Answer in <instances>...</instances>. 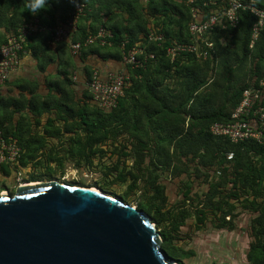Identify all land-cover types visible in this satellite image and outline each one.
I'll list each match as a JSON object with an SVG mask.
<instances>
[{
	"label": "trees",
	"instance_id": "obj_1",
	"mask_svg": "<svg viewBox=\"0 0 264 264\" xmlns=\"http://www.w3.org/2000/svg\"><path fill=\"white\" fill-rule=\"evenodd\" d=\"M253 1L264 9V0ZM28 4L0 0V26L11 36L37 18L48 30L40 33L49 43L50 31L83 5L71 42L84 41L100 28L112 38L108 45L83 48L81 55L121 62L136 48L141 50V65H127L128 86L112 110L96 105L89 88L77 97L71 71L63 73V80L50 86L45 97L30 93L29 99L24 94L0 98L3 137L16 139L24 158L41 153L44 161L61 167L71 160L79 168H93L95 160L101 163L108 153L116 157L102 170L106 179H114L96 185L109 192L110 185L129 182L123 194H112L129 203L131 195L140 193L137 208L152 218L162 248L181 264L194 255L175 245L189 219L195 218L197 231L209 220L219 230L232 231L239 209L247 211L255 215L247 261L264 264V136L260 143H233L211 132L214 124L230 122L243 91L264 79V26L251 47L256 19L240 11L236 27L215 29V45L200 42L202 52H208L203 58L169 50L195 43L189 31L193 10L207 18L222 10L225 0H49L48 10L38 15L29 12ZM151 34L163 38L153 40ZM7 41L3 35L0 47ZM93 72L86 68L88 83ZM46 139H58L60 149H48ZM164 175L188 178L182 183L183 198L175 204H169ZM194 180L207 185V191L193 193Z\"/></svg>",
	"mask_w": 264,
	"mask_h": 264
},
{
	"label": "water",
	"instance_id": "obj_2",
	"mask_svg": "<svg viewBox=\"0 0 264 264\" xmlns=\"http://www.w3.org/2000/svg\"><path fill=\"white\" fill-rule=\"evenodd\" d=\"M152 218L99 187L50 180L0 194V264H181Z\"/></svg>",
	"mask_w": 264,
	"mask_h": 264
},
{
	"label": "built area",
	"instance_id": "obj_3",
	"mask_svg": "<svg viewBox=\"0 0 264 264\" xmlns=\"http://www.w3.org/2000/svg\"><path fill=\"white\" fill-rule=\"evenodd\" d=\"M192 1L190 0V2ZM225 2L226 5L222 10L212 12L207 18L199 15L198 11L193 10L194 20L190 23L189 31L195 43L179 45L170 49L169 53L175 55L178 51H189L206 58L208 52H202L200 42L211 47L212 45L207 42L206 36L218 27H236L239 23L240 11H249L256 19L253 27L252 47L264 26V9L257 7L253 0H225ZM83 15L84 6H76L63 26L50 31L49 44L58 45L62 42H69L71 53L74 55H80L83 48L95 43H99L101 46L108 45V40L112 38V34L104 28H100L96 35H90L84 41L71 42V32L77 30V23ZM46 30L47 28L41 26L38 21L24 24L0 47V87L8 82L11 73L19 67L21 54L28 40L36 33ZM150 38L160 41L163 36L151 34ZM140 52L139 49H132L124 56L123 61L127 65L140 66L141 63L137 60V55ZM128 80V75L123 73L112 72L105 77H101L97 71H94L92 79L88 83V88L94 102L100 108L112 110L117 106L119 97L123 95L124 89L128 86ZM211 132L215 136L226 137L233 143L247 141L260 143L264 136V79L246 88L238 106L231 115V121L214 124ZM22 152L18 141L16 139H5L0 130V164L17 161ZM232 157L233 154L230 153L228 159H232Z\"/></svg>",
	"mask_w": 264,
	"mask_h": 264
},
{
	"label": "rangeland",
	"instance_id": "obj_4",
	"mask_svg": "<svg viewBox=\"0 0 264 264\" xmlns=\"http://www.w3.org/2000/svg\"><path fill=\"white\" fill-rule=\"evenodd\" d=\"M127 73V72H125ZM128 75V74H127ZM68 145L64 147L67 149ZM116 162V157L111 158L108 153L101 163L99 160H95L93 168L81 167L79 168L74 161H67L64 163L65 168L62 173L57 174L56 170L53 173L47 174L46 163H43L44 170L40 169L38 178L44 179L43 182L50 180H57L59 182H80L89 186L98 187L97 184H104L112 181L114 176L106 179L103 175V169L106 165H113ZM59 164L52 163L51 166L54 169ZM17 177L18 173H14ZM3 173L0 171V180L3 178ZM22 176V175H20ZM162 183L166 186V195L169 199V204H175L180 201L183 196L181 195L182 183L187 182L188 178L184 175L180 178H170L168 175L162 177ZM129 182L122 184L116 183L110 185V194L115 193L117 195L123 194L128 186ZM207 185L201 180L193 181V193L202 194L207 191ZM2 189V188H0ZM113 195V194H112ZM115 196V195H114ZM140 193L133 194L129 198L130 205H138V197ZM239 216L234 220L236 228L232 231L227 229H217L213 226L211 220L207 222L205 227L197 231L195 229V218L189 219L187 225L181 229L178 236L179 240L175 241V245L185 251H192L194 255L190 258L183 259L184 264H248L247 253L249 251L252 237L250 235V225L255 215L242 211L239 209Z\"/></svg>",
	"mask_w": 264,
	"mask_h": 264
},
{
	"label": "crops",
	"instance_id": "obj_5",
	"mask_svg": "<svg viewBox=\"0 0 264 264\" xmlns=\"http://www.w3.org/2000/svg\"><path fill=\"white\" fill-rule=\"evenodd\" d=\"M143 1L145 2V0ZM216 11L217 10L213 12ZM34 21L39 22L37 18L32 22ZM63 24L64 23L60 22L58 27L63 26ZM74 32L75 31L71 32L72 36ZM41 33H36L37 36H35L36 34L33 35L32 39L24 46L19 67L11 73L8 82L0 87V98H14L24 94L26 98L29 99L32 97L30 93L45 97L51 93L50 86H54L55 83L61 82L64 78L63 73L67 71H71V79L74 82L72 87L76 91L77 97H81L83 91L88 89V82L86 79L87 67L92 71H97L101 77H105L112 72L128 74L127 64L124 61L103 60L96 55H74L71 53L69 42L51 45L46 42V36ZM217 33L218 31L206 36L209 44H214L212 37ZM3 35H6L7 38L11 36L10 33H7L5 27L0 26L1 40H3ZM21 86L26 88L25 91H23ZM23 111L24 114L29 113L28 109H24ZM16 116L18 117L19 114ZM47 117L48 116H45L44 120H46ZM46 142L48 149L53 147H56L57 151L60 149L58 139H46ZM48 149H46V151H49ZM41 152H43V150ZM62 154H64V152H62ZM3 169L4 166L0 165V171H4Z\"/></svg>",
	"mask_w": 264,
	"mask_h": 264
},
{
	"label": "flooded vegetation",
	"instance_id": "obj_6",
	"mask_svg": "<svg viewBox=\"0 0 264 264\" xmlns=\"http://www.w3.org/2000/svg\"><path fill=\"white\" fill-rule=\"evenodd\" d=\"M46 163V169L45 172L47 174L53 173V170L57 171V174L62 173L65 168V165L63 167H59L58 165L55 166L54 169L52 168L51 164L54 162H49V160L44 161L42 158L41 153L40 154H34L30 155L28 158H24L23 155L17 160L12 163H2L0 165L4 166V171H1L3 173V178L0 180V194L3 192H8L11 195H14L16 192V189L21 184H32L36 182H43L44 179L38 178L41 176L39 174V170H44L43 163ZM55 164V163H54ZM58 164V163H57ZM14 173H18L19 176L17 177ZM22 175V176H20ZM68 184H74V185H83V186H89L84 183L80 182H67ZM93 187V186H91Z\"/></svg>",
	"mask_w": 264,
	"mask_h": 264
},
{
	"label": "clouds",
	"instance_id": "obj_7",
	"mask_svg": "<svg viewBox=\"0 0 264 264\" xmlns=\"http://www.w3.org/2000/svg\"><path fill=\"white\" fill-rule=\"evenodd\" d=\"M72 2H75V0H72ZM28 8L31 14L38 15L42 11L48 10L49 0H29Z\"/></svg>",
	"mask_w": 264,
	"mask_h": 264
}]
</instances>
